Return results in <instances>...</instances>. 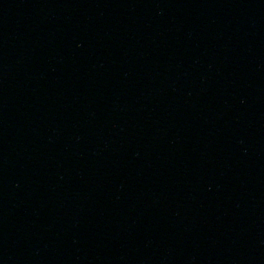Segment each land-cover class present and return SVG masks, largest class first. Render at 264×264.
I'll list each match as a JSON object with an SVG mask.
<instances>
[{
  "label": "water",
  "instance_id": "95a60500",
  "mask_svg": "<svg viewBox=\"0 0 264 264\" xmlns=\"http://www.w3.org/2000/svg\"><path fill=\"white\" fill-rule=\"evenodd\" d=\"M0 264H264V0H0Z\"/></svg>",
  "mask_w": 264,
  "mask_h": 264
}]
</instances>
